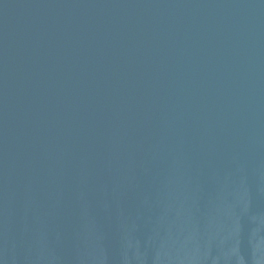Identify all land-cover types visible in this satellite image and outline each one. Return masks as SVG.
<instances>
[{"label":"water","instance_id":"95a60500","mask_svg":"<svg viewBox=\"0 0 264 264\" xmlns=\"http://www.w3.org/2000/svg\"><path fill=\"white\" fill-rule=\"evenodd\" d=\"M0 264H264V0H0Z\"/></svg>","mask_w":264,"mask_h":264}]
</instances>
